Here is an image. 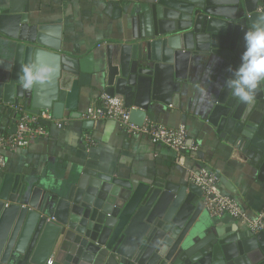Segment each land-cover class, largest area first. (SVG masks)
<instances>
[{"label":"water","instance_id":"1","mask_svg":"<svg viewBox=\"0 0 264 264\" xmlns=\"http://www.w3.org/2000/svg\"><path fill=\"white\" fill-rule=\"evenodd\" d=\"M126 7L130 34L95 56L61 50L59 26L30 24L26 1L8 0L0 33L13 48L2 102L79 117L81 88L94 80L108 95L122 96L139 125L162 107H179L191 72L210 65L223 83L206 121L245 155L264 185V83L251 105L224 87L240 63L244 32L264 26V0H144ZM31 194L20 175L0 171V264H47L50 257V264H264V228L190 235L204 210L193 183L85 168L39 205Z\"/></svg>","mask_w":264,"mask_h":264},{"label":"crops","instance_id":"2","mask_svg":"<svg viewBox=\"0 0 264 264\" xmlns=\"http://www.w3.org/2000/svg\"><path fill=\"white\" fill-rule=\"evenodd\" d=\"M25 1L30 24L59 26L61 50L100 56L108 44L130 34L131 15L126 6L144 0ZM7 4L8 0H0V13ZM12 48V41L0 33V82L12 61ZM191 73L181 92L179 107H162L153 121L170 127L184 124L187 143L195 146V150L178 157L172 149L155 144L144 135L125 134L111 120L84 119L86 110L97 105L103 93L92 80L89 86L81 88L79 117L64 113L69 117L67 125L43 124L47 135L38 137L24 149L6 154L2 171L20 175L30 187L33 204L39 205L47 192L67 179H75L85 168L125 179L186 184L191 183L190 170L205 167L217 175V186L223 194L235 198L248 215H254L264 208V185L256 178L245 155L230 142L219 139L206 121L222 79L210 65ZM13 105L2 102L0 91V132L14 129ZM83 134L92 142L85 143ZM231 229L241 230L240 223L227 215L213 217L203 210L194 221L190 235L201 238Z\"/></svg>","mask_w":264,"mask_h":264},{"label":"built area","instance_id":"3","mask_svg":"<svg viewBox=\"0 0 264 264\" xmlns=\"http://www.w3.org/2000/svg\"><path fill=\"white\" fill-rule=\"evenodd\" d=\"M15 114L14 130L0 132V171L4 168L6 154L15 153L26 148L35 139L47 135V128L41 123L46 120L57 127L67 125L68 116L55 118L49 110L31 113L22 105L12 106ZM84 119L93 122L111 120L127 135H144L151 142L172 149L178 157L185 151L195 150L196 147L187 143V129L184 124L175 127L166 126L153 120L145 119L142 124H136L129 119V110L124 106L120 95H108L103 92L97 105L89 107L83 115ZM83 141L91 143L92 139L83 134ZM189 180L201 191V202L205 211L213 217L227 215L240 223L252 233L264 228V208L250 216L244 207L232 196L223 194L218 186L217 175L205 167L190 170ZM51 260L47 261L50 264Z\"/></svg>","mask_w":264,"mask_h":264},{"label":"clouds","instance_id":"4","mask_svg":"<svg viewBox=\"0 0 264 264\" xmlns=\"http://www.w3.org/2000/svg\"><path fill=\"white\" fill-rule=\"evenodd\" d=\"M243 39L240 63L230 69L232 75L225 80L224 87L241 103L251 105L258 86L264 83V26L253 24L244 32Z\"/></svg>","mask_w":264,"mask_h":264}]
</instances>
